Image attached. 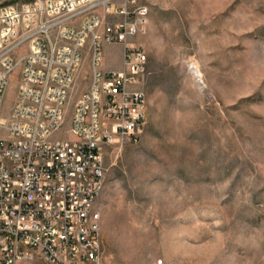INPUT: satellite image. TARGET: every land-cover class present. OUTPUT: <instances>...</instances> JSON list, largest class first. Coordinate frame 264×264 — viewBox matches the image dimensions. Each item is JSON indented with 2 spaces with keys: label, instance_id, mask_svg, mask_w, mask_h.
<instances>
[{
  "label": "rangeland",
  "instance_id": "rangeland-1",
  "mask_svg": "<svg viewBox=\"0 0 264 264\" xmlns=\"http://www.w3.org/2000/svg\"><path fill=\"white\" fill-rule=\"evenodd\" d=\"M138 1L148 7L131 38L147 54L146 124L137 142L103 149L98 264H264V0ZM122 52L104 44L103 66L121 68ZM90 72L86 56L69 110Z\"/></svg>",
  "mask_w": 264,
  "mask_h": 264
},
{
  "label": "built area",
  "instance_id": "built-area-1",
  "mask_svg": "<svg viewBox=\"0 0 264 264\" xmlns=\"http://www.w3.org/2000/svg\"><path fill=\"white\" fill-rule=\"evenodd\" d=\"M3 1L0 108L10 75L19 68V76L10 113L0 115L8 131L0 138V264H98L103 149L137 142L146 124L147 54L131 38L144 30L148 7L138 0ZM106 43L123 46L121 68L103 66ZM86 56L90 81L69 110Z\"/></svg>",
  "mask_w": 264,
  "mask_h": 264
},
{
  "label": "bare ground",
  "instance_id": "bare-ground-1",
  "mask_svg": "<svg viewBox=\"0 0 264 264\" xmlns=\"http://www.w3.org/2000/svg\"><path fill=\"white\" fill-rule=\"evenodd\" d=\"M195 71L198 72V76H199L200 75L199 70L197 68H195Z\"/></svg>",
  "mask_w": 264,
  "mask_h": 264
}]
</instances>
